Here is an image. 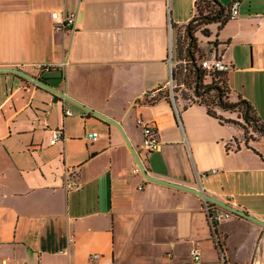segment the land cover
<instances>
[{
  "label": "crops",
  "instance_id": "1",
  "mask_svg": "<svg viewBox=\"0 0 264 264\" xmlns=\"http://www.w3.org/2000/svg\"><path fill=\"white\" fill-rule=\"evenodd\" d=\"M195 1L0 0V67L118 122L151 176L264 220V137L245 145L204 105L163 94L170 40L177 47ZM217 1L237 2L238 14L195 33L198 46L218 44L229 100H247L264 122V0ZM53 10L75 11L76 28L55 29ZM139 120L156 125L157 150H142ZM136 163L117 125L0 72V264H183L193 248L199 264H264L263 225L232 213L213 228L201 196L134 174Z\"/></svg>",
  "mask_w": 264,
  "mask_h": 264
},
{
  "label": "trees",
  "instance_id": "2",
  "mask_svg": "<svg viewBox=\"0 0 264 264\" xmlns=\"http://www.w3.org/2000/svg\"><path fill=\"white\" fill-rule=\"evenodd\" d=\"M230 5H221L217 0L195 1V15L184 26L182 35L180 34L177 38V60H184L185 63L179 72L173 67L172 78L177 85L186 83L191 89L192 95L184 96L187 103L202 104L209 115L217 118L221 123L238 128L241 131L244 144L248 145L249 140L264 137V122L247 100L243 98H238L235 101L229 100L225 72L212 71L201 66L199 60L204 53L198 46V37L195 34L198 32L200 36L207 37L210 34L209 24L222 25L230 18ZM177 73L179 77L182 75L179 79L181 81L176 78ZM172 90L176 91L175 87ZM163 94L167 97L169 92L164 91ZM238 148L237 142L233 148L229 149ZM211 224L214 228L216 222H211Z\"/></svg>",
  "mask_w": 264,
  "mask_h": 264
},
{
  "label": "built area",
  "instance_id": "3",
  "mask_svg": "<svg viewBox=\"0 0 264 264\" xmlns=\"http://www.w3.org/2000/svg\"><path fill=\"white\" fill-rule=\"evenodd\" d=\"M238 14V6L237 2H233L230 5V10H229V17H235ZM51 18L53 19V27L55 29H69V30H74L76 28V19H77V13L75 11H70V12H65L61 13L59 10H53L51 12ZM169 29L172 34V25L169 24ZM172 37V35H171ZM209 42V41H207ZM211 48L207 51H203V57L199 60V63L201 64L202 67L212 70V71H223L225 72L228 70L231 66V64L223 59L222 55H218L217 53V46L218 44L216 43H211L210 44ZM176 51V47L173 41V38L170 40L169 44V50H168V63H169V68H170V76H169V81L167 82L170 88V94L173 96V78H172V70L173 67L177 61L175 59L174 53ZM181 63H185L184 60H179ZM44 69H48V65L40 66ZM160 88H157L156 90L152 91H147L143 94V97L147 101H154L156 99V91L159 90ZM69 113V110L66 111ZM140 123H142V150L147 154L150 152H153L157 150L160 147V140L158 138L157 134V127L154 123L151 122H142L139 120ZM96 132H92L88 134V137L90 139H94L96 136ZM62 135L61 130H55L54 134L50 140V142H55L58 140ZM228 150H232L229 149ZM132 172L134 174H142V171L136 163L133 168ZM138 188H141V186H138ZM222 207L212 203V202H207L205 203V209L208 214V218L210 222H217L218 220L225 218L229 215L232 214L231 211L227 209H220ZM191 259L188 262H185L183 264H199V259H200V252L197 248L191 249ZM98 256L97 253H92L90 254V258L94 259Z\"/></svg>",
  "mask_w": 264,
  "mask_h": 264
},
{
  "label": "water",
  "instance_id": "4",
  "mask_svg": "<svg viewBox=\"0 0 264 264\" xmlns=\"http://www.w3.org/2000/svg\"><path fill=\"white\" fill-rule=\"evenodd\" d=\"M3 71L14 72V73L18 74L19 76H22L25 79L30 80V81L34 82L35 84L46 88L47 90L51 91L52 93H54V94H56V95H58L60 97H63L65 99H67V100H71V101L75 102L76 104L82 106L83 108L87 109L88 111L93 112L94 114H96V115H98V116H100V117H102V118L114 123L115 125H117L119 127V129L121 130V132L123 134V137H124L127 145L129 146L132 154L134 155L135 160L138 163V165H139V167H140V169L142 171V174L148 180H152V181H156V182H160V183H164V184L171 185V186H174V187H178V188H182V189H185V190L192 191V192L198 194L199 196H201L207 202H212V203H214V204H216V205H218V206H220V207H222L224 209H227V210L231 211L233 214H237V215L249 218V219L253 220L254 222L259 223V224L264 226V220H261V219L255 217V216L245 212L242 209H239V208H237L235 206H232V205H230V204H228V203H226V202H224L222 200H219V199L211 196L210 194H207L201 188L185 186L183 184H179V183H176V182H171V181H168V180H165V179H161V178H157V177H154V176H151L150 174H148L147 171L145 170L142 162L140 161L137 153L135 152L134 148L132 147V145L128 141V139H127L125 133L123 132L120 124L118 122H116L115 120H113L112 118L102 114L101 112H98L96 110L91 109L90 107H88V106L78 102L77 100L71 98L70 96H68L64 92H61V91L53 88L52 86H50L49 84L44 82L42 79L36 78V77L24 72L23 70H21L19 68H16V67H0V72H3Z\"/></svg>",
  "mask_w": 264,
  "mask_h": 264
},
{
  "label": "rangeland",
  "instance_id": "5",
  "mask_svg": "<svg viewBox=\"0 0 264 264\" xmlns=\"http://www.w3.org/2000/svg\"><path fill=\"white\" fill-rule=\"evenodd\" d=\"M179 32H177V34H176V39L178 38V36H179V34H178ZM181 38V37H180ZM184 53L182 52V55H183ZM174 56H175V59H177V56H178V53H177V51H175V53H174ZM183 65V63H181V62H179V60H177L176 61V63H175V65H174V68H175V70L177 71V72H179L180 71V69H181V66ZM182 77V75L179 77L178 76V73L176 74V78L179 80L180 78ZM179 81H181V80H179ZM175 87V90L176 91H173V95L175 94V95H180V96H182V97H187V96H191L192 94H191V89L190 88H188V86H187V84L186 83H183V84H176L175 83V81L173 82V88ZM166 90V89H165ZM164 90V91H165ZM169 94H170V91H169Z\"/></svg>",
  "mask_w": 264,
  "mask_h": 264
}]
</instances>
